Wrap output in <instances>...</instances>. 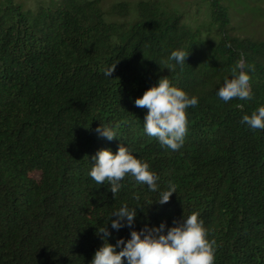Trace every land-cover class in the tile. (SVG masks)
I'll return each instance as SVG.
<instances>
[{
  "label": "trees",
  "instance_id": "16d2710c",
  "mask_svg": "<svg viewBox=\"0 0 264 264\" xmlns=\"http://www.w3.org/2000/svg\"><path fill=\"white\" fill-rule=\"evenodd\" d=\"M202 2L207 36L158 0H0V264H91L98 229L114 245L193 212L216 240L214 264H264V129L242 123L264 106V0ZM177 49L183 66L169 60ZM240 60L255 68L252 99L225 102L217 92ZM163 76L198 99L176 151L145 133L148 110L135 106ZM121 144L157 191L129 174L113 198L89 176L97 151ZM169 182L176 193L160 205ZM124 205L137 216L117 231L109 219Z\"/></svg>",
  "mask_w": 264,
  "mask_h": 264
},
{
  "label": "clouds",
  "instance_id": "9594fccd",
  "mask_svg": "<svg viewBox=\"0 0 264 264\" xmlns=\"http://www.w3.org/2000/svg\"><path fill=\"white\" fill-rule=\"evenodd\" d=\"M188 55L185 50L177 49L172 51L169 60L183 66ZM116 65L106 68L104 75L111 77ZM167 68L172 71L175 65L169 64ZM245 69L255 70L253 65L238 61L231 70L232 78H225L224 85L217 92L220 99L225 102L234 98L252 99L250 76ZM197 104L196 97H190L185 91L173 86L168 76L161 77L156 85L135 100L136 107L148 110L143 122L145 133L157 138L162 147L173 151L182 147L187 134L186 109ZM242 123L253 130L264 129V106L253 111L250 116L244 115ZM96 132L109 141L116 138L111 126L101 125ZM92 160L94 163L89 176L101 185L107 181L113 198L122 187L121 181L129 174L137 183L147 185L150 191L158 189L159 177L149 170L148 163L136 158L124 144L119 146L115 154L109 149H101ZM173 193H176L175 185L169 182L167 190L160 192L157 203H168ZM135 198L139 200V196ZM136 216V209L124 205L112 213L109 219L111 227L117 231L125 226L132 228ZM199 216L198 212H193L181 220L174 219L171 227H167L166 222H161L158 227L145 225L139 231L132 230L127 241L120 238L114 245L108 241L111 236L108 227H102L98 233L102 234L103 244L95 252L91 264H124V258L127 264H214L216 240L208 239L209 231Z\"/></svg>",
  "mask_w": 264,
  "mask_h": 264
},
{
  "label": "rangeland",
  "instance_id": "374dc122",
  "mask_svg": "<svg viewBox=\"0 0 264 264\" xmlns=\"http://www.w3.org/2000/svg\"><path fill=\"white\" fill-rule=\"evenodd\" d=\"M139 0H107V7L116 3L133 4ZM164 6L178 11L184 18L185 23L195 29H201L204 36L212 33L208 27L209 13L202 0H158Z\"/></svg>",
  "mask_w": 264,
  "mask_h": 264
}]
</instances>
